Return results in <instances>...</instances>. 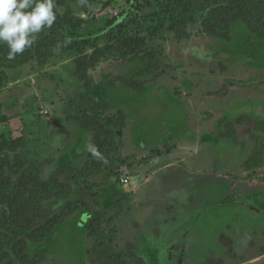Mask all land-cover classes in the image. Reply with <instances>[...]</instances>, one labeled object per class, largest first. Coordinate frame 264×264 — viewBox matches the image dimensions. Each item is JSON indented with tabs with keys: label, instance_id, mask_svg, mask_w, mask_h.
Returning <instances> with one entry per match:
<instances>
[{
	"label": "rangeland",
	"instance_id": "374dc122",
	"mask_svg": "<svg viewBox=\"0 0 264 264\" xmlns=\"http://www.w3.org/2000/svg\"><path fill=\"white\" fill-rule=\"evenodd\" d=\"M65 2L87 21L81 37L1 69L0 140L16 150L2 158L21 154L41 181L61 167L76 175L69 197L40 202L58 222L28 255L43 254L38 264H264V35L239 22L226 39L209 36L208 10L179 20L168 0ZM145 52L158 70L138 77ZM136 79L141 89L127 87ZM82 110L123 117L111 169L87 178L77 173L96 147L75 119ZM229 122L235 142L220 135ZM260 149V167L245 170Z\"/></svg>",
	"mask_w": 264,
	"mask_h": 264
},
{
	"label": "trees",
	"instance_id": "16d2710c",
	"mask_svg": "<svg viewBox=\"0 0 264 264\" xmlns=\"http://www.w3.org/2000/svg\"><path fill=\"white\" fill-rule=\"evenodd\" d=\"M171 10L179 20H187L195 17L198 13L208 10L204 16L205 32L212 37L221 39L227 38V29L233 24L243 22L253 32L264 35V0H168ZM56 21L49 28L46 27L36 35L34 44L26 48L22 54L16 56L14 60L7 59L8 47L6 44L0 45V88L6 76L2 72V67H18L20 60L25 58L34 50H42L50 44L58 48H63L64 43L77 40L81 36L79 33L86 29L87 21L75 15L65 0H55ZM211 7V8H210ZM174 31L180 39L188 38V34L174 27ZM132 40L126 38V48ZM98 52L94 51L93 55ZM145 66L137 72L138 77L150 75L158 70V63L153 55L145 52ZM84 75V72H82ZM127 87L139 90L141 82L139 80H129ZM87 104L96 106L98 110L100 104L94 102L92 98H85ZM89 102V103H88ZM92 110V109H91ZM83 128L93 133V144L96 151L89 154L86 163L81 171L77 173L80 178L93 177L100 173L102 168L111 169L113 165V152L118 146V135L122 126L123 117L102 116L96 111L89 114L86 110L79 112L75 118ZM222 137L236 141L235 130L232 123L224 125ZM16 151L15 141L0 140V206L4 210L0 216V262L3 264H38L43 260V254H36L30 257L26 251L28 243L41 242L51 232L58 220H45L41 214L40 202L52 199H65L71 193V181L76 179L72 170L61 167L48 181H41L35 170L25 166L21 154L15 152L14 164L2 158L3 150ZM261 149L250 156L243 167L247 171H254L262 163ZM5 169L9 172L6 173ZM11 177H16L13 181ZM64 177L63 181L60 178ZM105 242L102 235L98 234V239L94 245L95 250L104 249ZM9 248L16 258L12 262L4 256ZM139 260L146 262L143 257Z\"/></svg>",
	"mask_w": 264,
	"mask_h": 264
},
{
	"label": "clouds",
	"instance_id": "9594fccd",
	"mask_svg": "<svg viewBox=\"0 0 264 264\" xmlns=\"http://www.w3.org/2000/svg\"><path fill=\"white\" fill-rule=\"evenodd\" d=\"M55 0H0V42L14 60L30 48L42 29L56 21Z\"/></svg>",
	"mask_w": 264,
	"mask_h": 264
}]
</instances>
